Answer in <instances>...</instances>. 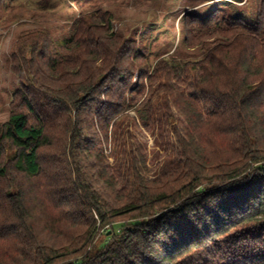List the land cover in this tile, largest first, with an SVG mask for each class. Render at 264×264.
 I'll list each match as a JSON object with an SVG mask.
<instances>
[{
    "label": "trees",
    "instance_id": "1",
    "mask_svg": "<svg viewBox=\"0 0 264 264\" xmlns=\"http://www.w3.org/2000/svg\"><path fill=\"white\" fill-rule=\"evenodd\" d=\"M243 1L183 18L195 59L114 33L106 12L20 36L0 123V264H264V0ZM194 73L199 96L183 87ZM147 89L181 125L177 163L152 180L135 158L119 179L100 147L128 110L161 115L137 105ZM98 220L119 227L86 253Z\"/></svg>",
    "mask_w": 264,
    "mask_h": 264
},
{
    "label": "rangeland",
    "instance_id": "2",
    "mask_svg": "<svg viewBox=\"0 0 264 264\" xmlns=\"http://www.w3.org/2000/svg\"><path fill=\"white\" fill-rule=\"evenodd\" d=\"M219 0H13L5 19L0 20V123L7 121L13 103V94L19 88L18 46L22 34L36 29L54 31L57 36L67 33L72 26V19L84 15L105 12L115 17L113 32L122 31L128 39L141 41L142 45L151 46L154 52H164L165 57L174 54L186 59L199 58V49H186L183 45V18L191 13L206 14ZM254 0H244L240 6H252ZM146 34V35H144ZM157 40L156 43H153ZM152 41V42H151ZM138 72L136 73L137 80ZM196 74L183 86L187 93L199 96L193 87ZM148 89L141 97L135 94L140 105L144 100H151L156 114L161 115L155 121L145 125L133 108L126 112L117 129L109 135L108 143L100 147L110 169L119 179H124L126 169L132 159L144 162L145 177L159 180L165 172L176 165L178 144L174 126L178 120L166 121L164 94L154 93L150 98ZM162 119V120H161ZM180 127V123L178 124ZM98 220L96 233L90 237L86 253L98 244L106 243L107 228L119 227L107 225L100 229ZM106 233V234H104ZM106 235V236H105ZM208 262L214 263L213 259ZM198 264V263H197ZM199 264H201L199 262Z\"/></svg>",
    "mask_w": 264,
    "mask_h": 264
}]
</instances>
